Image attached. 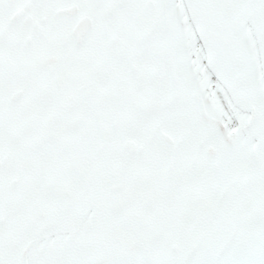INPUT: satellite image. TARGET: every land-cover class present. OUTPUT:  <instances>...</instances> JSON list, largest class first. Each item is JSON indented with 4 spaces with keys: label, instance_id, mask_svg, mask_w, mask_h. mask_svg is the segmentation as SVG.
Wrapping results in <instances>:
<instances>
[{
    "label": "snow or ice",
    "instance_id": "6c2138e0",
    "mask_svg": "<svg viewBox=\"0 0 264 264\" xmlns=\"http://www.w3.org/2000/svg\"><path fill=\"white\" fill-rule=\"evenodd\" d=\"M0 264H264V0H0Z\"/></svg>",
    "mask_w": 264,
    "mask_h": 264
}]
</instances>
